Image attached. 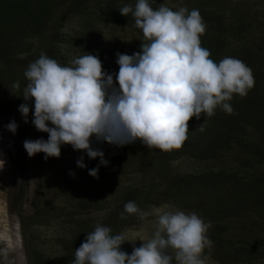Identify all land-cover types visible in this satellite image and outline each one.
<instances>
[{"label":"rangeland","instance_id":"374dc122","mask_svg":"<svg viewBox=\"0 0 264 264\" xmlns=\"http://www.w3.org/2000/svg\"><path fill=\"white\" fill-rule=\"evenodd\" d=\"M44 1L35 17L0 3L6 12L0 14V264H72L97 224L124 234L121 250L130 255L151 237L154 216L122 219L129 201L149 212L168 204L211 222L209 264H264V0H148L153 9L165 3L198 10L206 25L201 46L210 58L241 60L255 84L246 97L234 95L232 114L218 108L213 117L192 118L180 150H149L139 141L119 147L93 137L107 166L71 145L61 146L59 158L28 156L25 141L49 136L32 123L34 101L22 98L24 71L41 53L61 65L89 53L117 74V53L141 51L144 37L131 14L120 20L110 13L134 8L137 0ZM26 2L38 12L41 0ZM16 82L18 90L11 87ZM25 103L27 123L19 111ZM13 121L15 134L7 129ZM81 158L85 168L77 166ZM97 167L94 178L89 170Z\"/></svg>","mask_w":264,"mask_h":264},{"label":"clouds","instance_id":"9594fccd","mask_svg":"<svg viewBox=\"0 0 264 264\" xmlns=\"http://www.w3.org/2000/svg\"><path fill=\"white\" fill-rule=\"evenodd\" d=\"M119 12L132 15L144 40L133 55L117 53L115 76L89 53L67 65L41 53L27 65L22 98L34 101L32 123L49 136L47 141L24 142L29 157L44 153L45 159L59 158L61 146L71 145L107 166L104 152L92 147L93 137L119 147L139 141L149 150H180L192 118L213 117L218 108L232 114L234 95L246 97L254 87L252 70L244 62L225 57L217 63L201 46L206 25L198 10H173L165 3L153 9L148 0H137L134 8L124 6ZM11 87L18 90L20 84ZM19 111L27 123L29 104H21ZM17 128L15 121L7 125L13 134ZM77 166L86 167L83 158ZM98 172L99 167L89 175L98 178ZM125 213L140 220L154 216L151 237L140 240L142 245L129 255L121 250L124 234L113 235L110 227L97 224L75 249L72 264H209L212 225L195 212L168 204L149 212L129 201L122 219Z\"/></svg>","mask_w":264,"mask_h":264},{"label":"trees","instance_id":"16d2710c","mask_svg":"<svg viewBox=\"0 0 264 264\" xmlns=\"http://www.w3.org/2000/svg\"><path fill=\"white\" fill-rule=\"evenodd\" d=\"M26 1L27 0H20L18 3H13L12 0H0V3L3 4V5L6 4L7 6H10V8L12 10H13V8H15L14 11L18 12L19 14L20 13L21 14H29V15L34 16V17L37 16V15H39V11L41 9H44L45 8V3L44 2H46V1L41 0V2H39L38 5H37L38 12L31 13V10L29 8H26L25 7L27 5V2ZM6 5H4V6H6ZM120 8H122V6H118V12L115 11V10H112V12L110 13V15L113 16V18H119L120 20H122L125 16H123V15L120 14V12H119V9ZM25 9H27L29 11H27ZM3 10H5V9H3ZM12 10H11V13H12ZM16 12H14L13 14H15ZM5 13L6 12H3V11L0 12V14H5ZM137 50H139V47H138V49H137V47H133V48L131 47L130 49H128L129 55H133L134 53H137ZM2 53H3V54H1L2 57H5V56L7 57V55H6V53H5L4 50H2ZM101 59H102V57H101ZM102 63H106V60H105V62H102ZM106 73L110 74L109 69H106ZM259 115L261 116L262 113H260ZM236 121H240V119H238ZM238 127H240V125H238ZM260 154H261V152H260Z\"/></svg>","mask_w":264,"mask_h":264}]
</instances>
